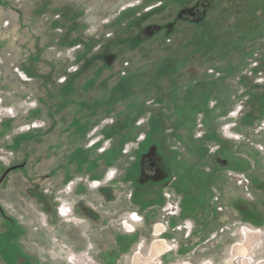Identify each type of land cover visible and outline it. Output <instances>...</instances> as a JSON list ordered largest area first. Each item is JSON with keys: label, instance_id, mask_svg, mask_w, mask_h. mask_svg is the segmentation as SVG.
Instances as JSON below:
<instances>
[{"label": "rangeland", "instance_id": "1", "mask_svg": "<svg viewBox=\"0 0 264 264\" xmlns=\"http://www.w3.org/2000/svg\"><path fill=\"white\" fill-rule=\"evenodd\" d=\"M199 2L0 0V108L14 115L0 117V191L58 151L85 152L114 183L150 146L163 200L121 264H264V0H213L206 22L148 34ZM93 130L103 154L88 147Z\"/></svg>", "mask_w": 264, "mask_h": 264}, {"label": "crops", "instance_id": "2", "mask_svg": "<svg viewBox=\"0 0 264 264\" xmlns=\"http://www.w3.org/2000/svg\"><path fill=\"white\" fill-rule=\"evenodd\" d=\"M99 145L92 147L98 155ZM84 153L58 151L51 158L42 157L40 163L24 173L23 182H13L0 191L4 192L0 193V204L8 202L11 210V219L0 220V235L7 238L0 245V264H61V257L72 251H87L95 264H121L137 241L144 239L147 219L157 220L153 207L158 205L151 199L145 205L149 211L140 209L135 195L139 192L138 173L131 169L132 158L121 160L117 182L93 188L92 181L104 178L105 165ZM64 157L69 160L68 165L47 167L51 161ZM69 183L72 185L66 191ZM59 200L71 208L66 219L57 215ZM130 213L142 217L141 223L133 225V232L120 226ZM157 226L156 234L160 227Z\"/></svg>", "mask_w": 264, "mask_h": 264}, {"label": "flooded vegetation", "instance_id": "3", "mask_svg": "<svg viewBox=\"0 0 264 264\" xmlns=\"http://www.w3.org/2000/svg\"><path fill=\"white\" fill-rule=\"evenodd\" d=\"M212 1L213 0H203V2L198 3L197 7L195 9H193V11H190L187 13H181V14L177 13L175 19L173 20V26L172 27H170L169 25L162 26V29H159L158 27H152V28H147L148 29L147 32H148V34L154 35L155 33L164 31L163 34L168 35L171 33V31L173 30L174 26L177 23L192 24L194 22H201V21L206 22V19L208 18V15L210 14V9H212L211 8V6L213 5ZM160 6H162V3H160V2L157 4H153V6L146 8V11H152L155 8H159ZM234 110H235V113L233 112V115H237L240 108L237 110L232 109L230 112H232ZM30 127H31V125H30ZM30 129H35V128L31 127ZM93 131H95L94 136L98 137L100 139V137L96 135V130H93ZM93 131H91V133ZM90 136H91V134H90ZM90 136H89V139H90ZM140 136H142V135H140ZM142 137L143 138L141 140H139V138H138L139 142L145 140L144 136H142ZM88 142H89V140H88ZM99 144L100 145L98 147H100L102 144H104L103 141H101V139H100ZM143 146L146 147V144L141 143L142 148H143ZM139 147H140V144H139ZM147 147H148V145H147ZM103 153H100V154H103ZM142 155H143V158L141 159ZM20 166L21 165L13 167L14 169H12V170L18 171L19 170L18 168ZM136 169H137V173H138V175L136 177V183L139 184L138 185L139 193H137V194L135 193V195H138L140 193H141L140 195L146 194L147 196H150V197H148V199H150V200L152 199L151 197H156L157 199H153L155 202L158 203V200L162 201L163 196H162L161 192H158V188L161 185V184H159L161 182V180H159L161 170L159 167L158 157L156 156L153 148L151 149L149 146L145 152L141 151V153L139 154L138 160H136Z\"/></svg>", "mask_w": 264, "mask_h": 264}, {"label": "built area", "instance_id": "4", "mask_svg": "<svg viewBox=\"0 0 264 264\" xmlns=\"http://www.w3.org/2000/svg\"><path fill=\"white\" fill-rule=\"evenodd\" d=\"M6 116L7 117H13L14 116L13 110L11 108H9V109L0 108V117H6ZM0 123H1V119H0ZM31 127L37 128V127H39V125L33 124V125H31ZM31 127L27 126L25 130L28 131ZM94 134H95V131H93L91 133V136H90V139L88 142L89 148L97 146V144H99V142H100V139L98 137H95ZM224 134H227V135L230 134L231 135L229 126L224 127ZM142 138L143 137L140 136L139 140H141ZM106 148H107V144L104 143L100 147L97 148V151H98V153H103L106 150ZM0 154H1L0 157H2V159L6 158L8 156L7 152H5L3 150L0 151ZM114 175H115V173L113 171L106 173L104 176L105 182L112 181L114 178ZM101 184H102V182H100V181H92L90 183V186L93 188H98L101 186ZM71 185H72V183H69V185L66 186V191L70 190ZM166 210H168V209H166ZM57 213L61 218L66 219L71 214V208L69 205L66 204V202H61L57 207ZM169 214L174 215L175 213H173L171 211ZM141 222H142L141 216H139L137 213H130L126 219H124L120 222V226L127 232H133L134 231L133 225L141 223ZM184 229L186 230V237H189L190 233H191V227L187 225L184 227ZM85 260L89 261L91 264H93V261L90 258V255L86 252H84L78 256L72 254V255H70V257L67 258V262L69 264H78L79 262L85 261Z\"/></svg>", "mask_w": 264, "mask_h": 264}, {"label": "bare ground", "instance_id": "5", "mask_svg": "<svg viewBox=\"0 0 264 264\" xmlns=\"http://www.w3.org/2000/svg\"><path fill=\"white\" fill-rule=\"evenodd\" d=\"M20 76H22L23 78H25V76H24V75H22V74H21ZM129 229H130V228H129Z\"/></svg>", "mask_w": 264, "mask_h": 264}, {"label": "water", "instance_id": "6", "mask_svg": "<svg viewBox=\"0 0 264 264\" xmlns=\"http://www.w3.org/2000/svg\"><path fill=\"white\" fill-rule=\"evenodd\" d=\"M13 169H14V168H13ZM10 170H11V169H10ZM10 170H8L7 172H9ZM1 180H2V179H1ZM1 180H0V181H1Z\"/></svg>", "mask_w": 264, "mask_h": 264}]
</instances>
